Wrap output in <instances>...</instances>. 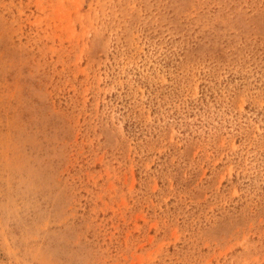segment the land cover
Listing matches in <instances>:
<instances>
[{"label":"rangeland","instance_id":"obj_1","mask_svg":"<svg viewBox=\"0 0 264 264\" xmlns=\"http://www.w3.org/2000/svg\"><path fill=\"white\" fill-rule=\"evenodd\" d=\"M0 264H264V0H0Z\"/></svg>","mask_w":264,"mask_h":264}]
</instances>
